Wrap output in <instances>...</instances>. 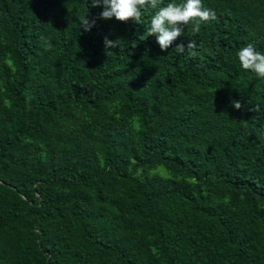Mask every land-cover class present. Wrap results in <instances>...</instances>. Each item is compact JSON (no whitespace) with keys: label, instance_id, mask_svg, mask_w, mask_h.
Listing matches in <instances>:
<instances>
[{"label":"trees","instance_id":"16d2710c","mask_svg":"<svg viewBox=\"0 0 264 264\" xmlns=\"http://www.w3.org/2000/svg\"><path fill=\"white\" fill-rule=\"evenodd\" d=\"M90 3L0 0V264H264V0L165 52Z\"/></svg>","mask_w":264,"mask_h":264},{"label":"clouds","instance_id":"9594fccd","mask_svg":"<svg viewBox=\"0 0 264 264\" xmlns=\"http://www.w3.org/2000/svg\"><path fill=\"white\" fill-rule=\"evenodd\" d=\"M162 0H91L90 6L100 7L102 11L99 14L101 20H112L119 23L133 21L139 23L142 17V10L156 9L151 16L150 25L147 29L148 36L155 38V43L161 52L167 51L177 40L184 35L185 26H192V33L197 34L201 30V24L217 20L214 10L205 8L202 0H184V2H170L166 6H160ZM96 19H87L82 17L79 28L83 32H89L95 26ZM105 49L115 48L116 41L104 39ZM196 48V42L191 40L187 46L178 44L175 46L177 53H184L187 49L189 55L195 56L193 51ZM239 67L242 71L251 72L257 78L264 80V53L256 50L253 44L249 43L240 48L236 53ZM232 107L236 110L242 109L240 101H233ZM258 110V109H249Z\"/></svg>","mask_w":264,"mask_h":264}]
</instances>
